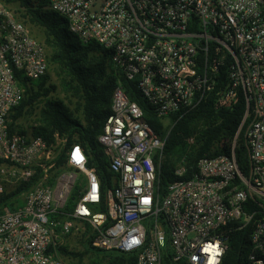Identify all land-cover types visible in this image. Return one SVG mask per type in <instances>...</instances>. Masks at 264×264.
I'll use <instances>...</instances> for the list:
<instances>
[{"label":"built area","instance_id":"built-area-1","mask_svg":"<svg viewBox=\"0 0 264 264\" xmlns=\"http://www.w3.org/2000/svg\"><path fill=\"white\" fill-rule=\"evenodd\" d=\"M48 9L83 44L111 50L159 118H182L218 89L217 109L243 101L248 169L235 146L193 172L183 159L160 193L166 139L121 82L97 137L111 179L93 151L67 145L69 135L49 144L31 126L12 131L26 93L19 77L40 80L49 64L45 45L0 0V264H69L60 249L76 235L137 264H222L235 223L253 225L249 262L264 264V0H49Z\"/></svg>","mask_w":264,"mask_h":264},{"label":"trees","instance_id":"trees-1","mask_svg":"<svg viewBox=\"0 0 264 264\" xmlns=\"http://www.w3.org/2000/svg\"><path fill=\"white\" fill-rule=\"evenodd\" d=\"M1 1L8 6L17 5L15 12L18 18L45 45L49 64L47 75L40 80L27 81L19 77L26 87V93L12 114V131L25 133L27 129L20 120H29L33 116L34 123L30 126L36 137L52 144L55 143L56 135H69L67 145L79 143L87 152L93 151L98 158L102 176L111 179L97 137L103 132L104 124L111 114L113 94L121 82L130 99L142 108L145 121L166 139L157 183L160 193H165L168 185L177 180L175 172L183 159L193 172L200 159L229 155L233 146L241 170L247 172V123L241 128L246 112L243 101L233 108L217 109L218 89L182 118L176 115L159 118L137 86L114 66L113 52L97 42L83 44L70 32L68 21L48 9L49 0ZM54 79L58 85L53 83ZM193 136L196 141L189 146L187 139ZM78 189L70 199V210L77 202ZM248 210L250 204H247ZM101 211H106L105 201L102 202ZM238 226L236 223L231 225L227 232L229 250L222 264H250L253 225L242 229ZM85 236H81L83 251L71 250L70 243L61 247V254L69 264H87V260L88 264H137L134 255L119 251L97 253L90 250ZM166 263L171 264L169 261Z\"/></svg>","mask_w":264,"mask_h":264},{"label":"rangeland","instance_id":"rangeland-1","mask_svg":"<svg viewBox=\"0 0 264 264\" xmlns=\"http://www.w3.org/2000/svg\"><path fill=\"white\" fill-rule=\"evenodd\" d=\"M16 6L17 5H15V4H11L10 5V7L12 9H14V10L17 8ZM30 31H31V29H30ZM31 33H32V31H31ZM53 83L55 85H58V83L56 82V79H54V82ZM61 98H63V96H61ZM33 121H34V117L32 116L31 118H29V120H27V119H21L20 120V123L23 124L27 128L28 126H30V125H32L34 123ZM166 123H168V122H166ZM70 247H71V250L83 251L84 248H83V246L81 244V236L80 235H76V236H74L71 239V241H70ZM86 262L88 264V260Z\"/></svg>","mask_w":264,"mask_h":264}]
</instances>
